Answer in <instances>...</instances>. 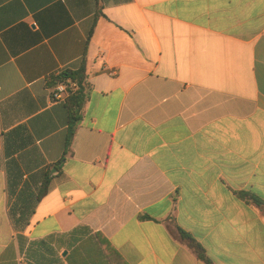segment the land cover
<instances>
[{"label":"crops","instance_id":"0c3cea01","mask_svg":"<svg viewBox=\"0 0 264 264\" xmlns=\"http://www.w3.org/2000/svg\"><path fill=\"white\" fill-rule=\"evenodd\" d=\"M84 58L66 148L52 80ZM239 191L264 201V0H0V264H206L177 227L264 264Z\"/></svg>","mask_w":264,"mask_h":264},{"label":"trees","instance_id":"16d2710c","mask_svg":"<svg viewBox=\"0 0 264 264\" xmlns=\"http://www.w3.org/2000/svg\"><path fill=\"white\" fill-rule=\"evenodd\" d=\"M96 22V20H95ZM94 22V26H95ZM93 32V28L90 31V35ZM87 78V60L84 58L81 65L76 70H67L62 72L60 75L53 77V84L57 82L66 83L68 86V96L65 100V104L68 109V125H67V136L65 146L69 148L73 137L77 131L78 125L83 119L85 106L90 97L91 87L86 81ZM76 86V87H75ZM47 190V181L42 187L41 194H45ZM239 198L242 200L258 207H264V201H262L256 195L246 192H236ZM177 233L179 238L187 244V246L194 252L196 257L206 264H212V261L207 256L204 247L189 233L185 232L181 228L177 227ZM118 258L124 263L122 258L118 255Z\"/></svg>","mask_w":264,"mask_h":264},{"label":"built area","instance_id":"2783aa9c","mask_svg":"<svg viewBox=\"0 0 264 264\" xmlns=\"http://www.w3.org/2000/svg\"><path fill=\"white\" fill-rule=\"evenodd\" d=\"M68 92V87L65 83L60 82L55 87L54 98L56 100L64 99L65 94Z\"/></svg>","mask_w":264,"mask_h":264}]
</instances>
